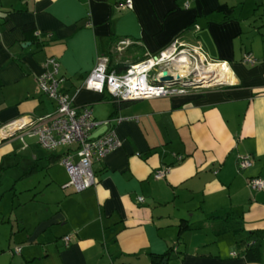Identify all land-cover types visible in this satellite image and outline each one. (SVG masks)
Wrapping results in <instances>:
<instances>
[{
    "label": "crops",
    "instance_id": "0c3cea01",
    "mask_svg": "<svg viewBox=\"0 0 264 264\" xmlns=\"http://www.w3.org/2000/svg\"><path fill=\"white\" fill-rule=\"evenodd\" d=\"M124 1L0 0V127L55 110L36 82L54 57L72 103L88 106L97 121L121 118L111 127L122 141L93 161L95 185L75 191L60 160L43 158L68 147L45 150L20 132L0 137V160L41 157L60 186L54 200L33 195L20 204V225L10 230L15 246H0V264H264V190L247 186L251 177L264 179V0H131V8ZM9 11L33 24L34 39ZM251 16L248 45L242 22ZM176 38L223 64L229 79L159 98L116 99L129 101L119 108L108 93L82 87L99 55L130 65ZM242 155L252 165L239 169ZM164 166L165 176L155 179ZM238 238L257 240L258 261L245 259Z\"/></svg>",
    "mask_w": 264,
    "mask_h": 264
},
{
    "label": "built area",
    "instance_id": "2783aa9c",
    "mask_svg": "<svg viewBox=\"0 0 264 264\" xmlns=\"http://www.w3.org/2000/svg\"><path fill=\"white\" fill-rule=\"evenodd\" d=\"M125 8H131V0L122 3ZM188 6L187 2L184 4ZM127 41H120L118 44H126ZM184 45L178 38L158 54L144 60L130 64L122 72L110 68L109 57L99 55L95 65L85 77L82 87L100 93L106 92L117 100H136L143 98H159L174 93H182L191 87H209L220 84L215 78L201 77L199 71L203 70L204 64L209 65L207 57L198 49H191ZM185 56L189 62H200L202 65L194 64L193 70L179 74L173 66L175 59ZM202 57V59H201ZM243 60L253 63L254 59L245 54ZM169 61L171 66L156 69L157 65ZM218 64L220 62H212ZM42 73L36 77V82L41 92L56 103L54 111L37 117L22 116L0 127V137L10 138L20 132L24 135L35 137L37 144L45 150H54L58 146L68 147V151L60 158V163L65 167L69 180L66 184L75 191L85 190L96 183L92 169L95 160H101L110 152L122 145L111 122H119L121 118H108L105 121H97L88 106L76 107L72 98L60 88L64 78L59 73V63L54 57H47L42 63ZM200 68V70L198 69ZM166 69L173 76L171 81H161V71ZM151 71H154L152 74ZM102 125L108 128L98 136L90 138L94 130ZM179 159H181L179 157ZM237 165L244 169L252 165L249 156H238ZM168 171V167L156 170L153 173L155 179H161ZM247 186L252 190H264V179L251 177L247 180ZM138 197V201H142ZM68 243V236L64 238ZM20 251V247L14 249Z\"/></svg>",
    "mask_w": 264,
    "mask_h": 264
},
{
    "label": "rangeland",
    "instance_id": "374dc122",
    "mask_svg": "<svg viewBox=\"0 0 264 264\" xmlns=\"http://www.w3.org/2000/svg\"><path fill=\"white\" fill-rule=\"evenodd\" d=\"M249 11L248 4L245 6V13ZM261 13V11L259 12ZM258 16V15H257ZM257 16H251L250 20H244L242 24L244 27L247 26V30H245V33L243 34V42L247 43L249 45L250 37H251V28L250 26L254 23L251 22V19L253 20ZM251 22V23H250ZM257 24H260L261 21H256ZM249 30V31H248ZM189 49V48H188ZM210 61V60H209ZM169 61H164L157 65L156 69H159L161 67L165 66H171V64L168 63ZM212 63V62H211ZM194 64L202 65L200 62H190L189 63V70L192 69ZM174 66V65H173ZM207 64H204L203 67H206ZM193 70V69H192ZM153 74L154 71H151ZM24 140L28 143H34V138H28V136H24ZM14 145L16 147H19V142H15ZM67 148L66 146H61L58 148ZM72 147V146H68ZM38 150L44 155L46 153L45 150L38 148ZM59 150V149H58ZM14 174L15 172L13 170H7L5 171L1 176V188H0V246H3L4 251H9V245L12 247L15 246V242L11 238V232L12 229L14 232L20 225L18 223L19 219V208L20 204L25 202L28 197H34L36 200L40 202H48V200H54L56 199V188H60L58 182L51 181V177L49 175V172L46 174V172L38 171L31 173V175H27L23 177L22 179H19L17 181L14 180ZM69 180V176L67 181ZM9 220V221H8ZM13 235V234H12Z\"/></svg>",
    "mask_w": 264,
    "mask_h": 264
},
{
    "label": "trees",
    "instance_id": "16d2710c",
    "mask_svg": "<svg viewBox=\"0 0 264 264\" xmlns=\"http://www.w3.org/2000/svg\"><path fill=\"white\" fill-rule=\"evenodd\" d=\"M10 19L13 21L14 25L17 27H21V29L26 33L30 38L34 39L33 33H34V26L33 24H25L21 21L19 13L15 11H9L7 12ZM193 25V22L190 24V26ZM188 26V27H190ZM118 39V38H116ZM115 39V41H116ZM142 54V52H140ZM141 60L146 59L145 56L141 55ZM110 61V68H116L117 70H125L129 65L126 63H113V60L109 58ZM112 102L115 108L124 107L127 104H129V101H117L115 98H112ZM63 155L55 154V155H45L43 158L46 159V162L48 161H55L56 159H59ZM41 157L38 158H31L27 154L23 153H12L8 155L2 156L0 160V188H1V176L2 174L7 170H13L15 172V181L30 175L31 173L38 172L42 169H44L47 165H43L41 161ZM1 197V194H0ZM235 235H240L241 231L243 230L241 227L234 228L233 229ZM236 244L239 247L243 248V255L246 260L248 261H258L260 259V245L258 244L257 240L253 242L252 244L246 243V241L242 238H238ZM156 256H154L152 259L154 260ZM158 258V257H157Z\"/></svg>",
    "mask_w": 264,
    "mask_h": 264
},
{
    "label": "bare ground",
    "instance_id": "6f19581e",
    "mask_svg": "<svg viewBox=\"0 0 264 264\" xmlns=\"http://www.w3.org/2000/svg\"><path fill=\"white\" fill-rule=\"evenodd\" d=\"M172 62L174 63L173 65L178 69V74H184L185 72H188L190 62L187 57L181 56ZM198 69L200 70V68ZM199 75L201 77L211 76L217 81L225 82L227 81L226 79H229L230 72L223 64L215 65L214 63H210L206 67H203V70L199 71Z\"/></svg>",
    "mask_w": 264,
    "mask_h": 264
},
{
    "label": "water",
    "instance_id": "95a60500",
    "mask_svg": "<svg viewBox=\"0 0 264 264\" xmlns=\"http://www.w3.org/2000/svg\"><path fill=\"white\" fill-rule=\"evenodd\" d=\"M179 76H180L179 74H176L175 78H179ZM172 79H173V76L170 75L166 69L161 71V76H160L161 81H171ZM107 128H108L107 125L100 126L96 130H94V132H92V134L90 135V138H94L98 136L99 134L103 133Z\"/></svg>",
    "mask_w": 264,
    "mask_h": 264
}]
</instances>
